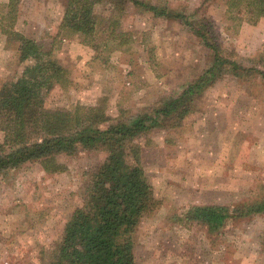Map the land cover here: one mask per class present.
<instances>
[{
	"label": "rangeland",
	"instance_id": "rangeland-1",
	"mask_svg": "<svg viewBox=\"0 0 264 264\" xmlns=\"http://www.w3.org/2000/svg\"><path fill=\"white\" fill-rule=\"evenodd\" d=\"M140 1L211 18L225 52L264 75V17L237 26L225 14L227 0ZM94 14V34L83 41L61 27V0L20 1L14 30L49 52L68 80L47 94L45 109L98 106L111 122L127 121L178 96L210 64L208 50L179 20L113 0ZM17 49L0 32V89L28 63L19 62ZM135 143L156 202L134 233L135 264H264V215L231 220L217 233L176 220L192 206L264 201V77L226 75L183 119L169 118ZM105 157L80 150L57 157L66 168L60 174L27 163L0 176V264L49 263L50 246Z\"/></svg>",
	"mask_w": 264,
	"mask_h": 264
},
{
	"label": "trees",
	"instance_id": "trees-1",
	"mask_svg": "<svg viewBox=\"0 0 264 264\" xmlns=\"http://www.w3.org/2000/svg\"><path fill=\"white\" fill-rule=\"evenodd\" d=\"M20 1L8 0L4 11H0V32L17 44L19 62H28L15 81L0 89V176L27 163H38L47 174H60L66 170L57 161L60 155L72 156L80 150L105 153L102 164L87 177L81 206L74 210L60 238L50 246L48 264H135L134 233L156 207L152 187L139 164L140 151L135 141L169 118L183 119L193 110L195 99L226 75H264L243 67L225 52L211 18L195 14L187 17L166 6L140 0H113L116 4L129 2L156 18L181 21L208 50L209 66L178 96L127 121L111 122L98 106L47 110V94L55 86L66 88L68 80L49 52L14 30ZM61 1V27L83 41L92 37L96 27L94 9L103 0ZM225 5V14L229 20L238 21L237 26L241 21L255 24L264 17V0H227ZM259 65L264 66V62L261 60ZM257 215H264V201L236 206H192L176 220L217 233L231 220Z\"/></svg>",
	"mask_w": 264,
	"mask_h": 264
},
{
	"label": "crops",
	"instance_id": "crops-1",
	"mask_svg": "<svg viewBox=\"0 0 264 264\" xmlns=\"http://www.w3.org/2000/svg\"><path fill=\"white\" fill-rule=\"evenodd\" d=\"M8 2V1H7Z\"/></svg>",
	"mask_w": 264,
	"mask_h": 264
}]
</instances>
